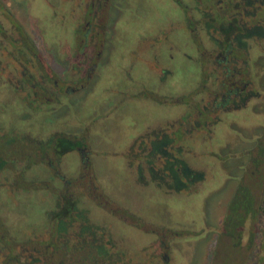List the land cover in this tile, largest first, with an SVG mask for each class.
<instances>
[{
    "label": "flooded vegetation",
    "instance_id": "af4514ba",
    "mask_svg": "<svg viewBox=\"0 0 264 264\" xmlns=\"http://www.w3.org/2000/svg\"><path fill=\"white\" fill-rule=\"evenodd\" d=\"M44 21L59 29L56 35H48L55 29ZM60 37L67 47H50L49 38ZM73 57L83 66L73 64ZM181 60L193 66L178 67ZM112 64L124 79L126 99L146 104L138 94L148 91L149 80L140 73L156 77L160 89L179 70H192L197 80L192 89L166 96L155 88L178 106H163V118L129 139L131 162L115 169L130 179L123 181L135 195L128 198L118 193L122 186H104L94 165L89 125L104 127L112 107L103 105L106 111L85 130L56 131L47 117L49 127L33 119L47 113L56 118L64 109L65 115L75 100H88ZM141 64L146 70L138 72ZM132 84L144 90L135 94ZM244 129L257 134L248 138ZM263 134L264 0H0V264H171L177 249L172 237L183 234L149 222L148 203L178 202L207 181L208 172L216 174L195 164L203 148H212L210 156L221 163L240 161L239 176L231 175L236 193L254 161L249 149ZM58 136L79 146L63 150ZM227 136L242 142L247 137L251 146L225 155L216 151L225 142L210 146ZM73 154L81 168L66 171ZM199 175L203 179L194 187L177 188ZM16 215L18 221L7 225L5 217ZM24 221L28 230L19 227Z\"/></svg>",
    "mask_w": 264,
    "mask_h": 264
},
{
    "label": "rangeland",
    "instance_id": "374dc122",
    "mask_svg": "<svg viewBox=\"0 0 264 264\" xmlns=\"http://www.w3.org/2000/svg\"><path fill=\"white\" fill-rule=\"evenodd\" d=\"M154 9L153 3H149L146 10L152 12ZM155 10V9H154ZM46 26L50 28V31L53 33H48L49 36L56 35L58 28H54L49 25L46 21H44ZM61 37L58 38V42L56 40H48L50 47H58V50H64L67 45L64 43ZM37 45H40L39 42H36ZM117 45V44H116ZM131 43H127V48H130ZM115 56V54H113ZM116 57V56H115ZM73 64L76 66H83V60L77 57H73L70 59ZM3 66L6 67L7 61L9 59L4 58ZM42 62V57L38 60ZM52 64L57 62L49 59ZM182 61V60H181ZM185 62H187L185 64ZM192 61L177 62L178 67L190 68L192 65ZM45 66L43 71L49 72L47 68V64L42 62L41 65ZM138 66L136 70L138 72L145 71L146 67ZM59 68V67H58ZM145 70H143V69ZM186 68V69H187ZM61 69V67L59 68ZM119 69V68H118ZM118 69L114 66V64L106 67L104 69V75L101 81L97 84L96 88L90 94V98L88 100H83L76 105L77 100L73 102V107L71 106L70 111L67 114L65 113V109L60 111L59 117H54V114H40L39 116L33 118L35 120H39L43 125V121L47 117L51 121H53L56 125H51L55 130H61L69 127L70 129L85 130L87 125L90 122L95 121L99 118V114H103V111H106L103 105L108 104V106L113 108L114 115L110 117V119L104 120L102 122L104 127L101 125L95 126V123H91L89 128L94 130V134H92L93 139L91 141L92 148L94 149L93 157H94V165L97 170V175L99 176V180L104 181V186L118 190L119 186H122L123 189L118 192L122 197L128 198L130 195H133V192L128 189L124 180H127V184H130V179L123 175V173H117L115 169H123V164H127L131 162V153L129 143L130 138L133 136L134 132L138 130H143L149 123L155 122L165 116L167 111L166 107H175L178 105H172L174 101L169 98H165L162 95L166 96L168 91L172 92H184L192 89L196 84V73L192 72V70H179L175 76H172L169 81V85L167 87H162L160 89L158 84V80L154 76L148 75V73H140L145 79L148 81V91H145L141 95L138 94V97L143 99H148V104L142 103L139 100L134 99H126L124 79L119 73ZM137 81L139 82V75H137ZM144 79H142L141 83H143ZM130 85V84H129ZM134 86L133 91L135 94L141 93L142 90L140 85ZM160 85V84H159ZM131 86V85H130ZM137 87V88H136ZM162 90L163 94L158 92L157 90ZM132 90V89H130ZM133 92H127L128 97H132ZM83 97V95L81 96ZM137 97V95H135ZM19 99L16 97H12L5 101H11L12 103H18ZM186 99H180V102H185ZM182 106L184 103H181ZM61 107L57 106L56 110ZM186 109V106L184 107ZM101 109H103L101 111ZM178 109V108H176ZM57 110V111H58ZM97 115L95 116V114ZM62 114V115H61ZM107 112L104 113V115ZM101 117V116H100ZM93 118V119H92ZM19 121L14 122L17 124ZM40 123L38 126L40 128ZM67 125H63L66 124ZM49 127V123L45 120L44 126ZM84 125V127H83ZM223 125H225L223 123ZM86 126V127H85ZM41 129V128H40ZM67 129V128H66ZM225 129V128H224ZM222 129L220 130L221 133ZM245 135L248 138L256 135V130L249 131L244 129ZM246 137L245 142H242L235 137L227 136L226 139L223 137H218L212 141L211 145L220 146L216 144V142L224 143L226 148L219 149L216 151L218 153L225 155L230 153H241L245 151V148L251 146L247 144L249 141ZM253 145V144H252ZM207 146V147H210ZM193 148V147H192ZM204 152H198L199 157L196 159L195 164L200 166L201 168L206 166V170H213L212 174L208 172V179L202 183H199L198 187L192 189L193 194L182 193V198L177 202L175 198L173 200H163L162 198L160 203L165 205L167 209V216H162L163 211H165L161 204L157 202H149L148 206L153 210V213L150 211V221L154 224H166L168 228L178 229L183 235L178 237H172L176 240V253L179 252L178 256H174L171 261V264H264V214L261 217V222L258 224V228L255 230L257 236L255 237V242L250 244L251 230L250 223L247 226L243 243L239 246H234L233 242L230 238H228L227 234H222V225L224 222V217L227 218V213L230 209V204L234 199L235 189L237 187V182L233 181L232 177L239 176L236 174L239 172L238 165L240 161H232L221 163L216 160L213 156L211 157L209 154L212 151V148H203ZM233 150V151H232ZM193 151L197 152V149H193ZM200 151V150H199ZM125 152H128L129 159L127 161H122L126 155ZM219 158H222L220 155ZM209 163V164H208ZM67 168L66 171H74L76 169L81 168V161L78 155H70L67 157ZM221 170V171H220ZM71 173V172H69ZM232 175V177H231ZM135 198V197H134ZM181 200V201H180ZM85 201L82 199V202ZM153 208V209H152ZM171 211V212H170ZM35 215V214H34ZM38 215L33 216L35 219ZM6 224L12 225L14 222L18 221L19 215L17 216H6L5 217ZM34 218L32 220H34ZM163 218V219H162ZM33 223V221H32ZM28 223L25 221L19 225L22 230H28Z\"/></svg>",
    "mask_w": 264,
    "mask_h": 264
},
{
    "label": "trees",
    "instance_id": "16d2710c",
    "mask_svg": "<svg viewBox=\"0 0 264 264\" xmlns=\"http://www.w3.org/2000/svg\"><path fill=\"white\" fill-rule=\"evenodd\" d=\"M54 140H57L59 147L63 150H71L79 146L68 136H58ZM249 150L251 159L254 161H252V165L248 166L247 171L241 178L222 228L223 236L227 234L234 246L243 243L244 233L249 223L252 227L250 244L255 242L257 236L255 230L258 228L257 226L264 214V134L257 140L255 146ZM173 173L175 172L173 171ZM202 179L203 177L199 175L195 182H187V187L181 188L178 186L177 188L179 190L190 189L194 187V183Z\"/></svg>",
    "mask_w": 264,
    "mask_h": 264
}]
</instances>
